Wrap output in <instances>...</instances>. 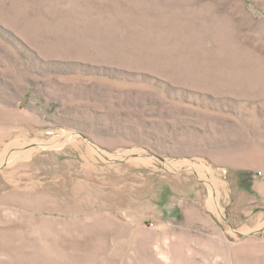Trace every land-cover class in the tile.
<instances>
[{"label": "rangeland", "instance_id": "obj_1", "mask_svg": "<svg viewBox=\"0 0 264 264\" xmlns=\"http://www.w3.org/2000/svg\"><path fill=\"white\" fill-rule=\"evenodd\" d=\"M0 264H264V0H0Z\"/></svg>", "mask_w": 264, "mask_h": 264}, {"label": "bare ground", "instance_id": "obj_2", "mask_svg": "<svg viewBox=\"0 0 264 264\" xmlns=\"http://www.w3.org/2000/svg\"><path fill=\"white\" fill-rule=\"evenodd\" d=\"M199 167V166H198Z\"/></svg>", "mask_w": 264, "mask_h": 264}]
</instances>
